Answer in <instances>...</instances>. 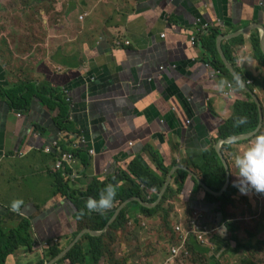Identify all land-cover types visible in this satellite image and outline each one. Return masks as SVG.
<instances>
[{
    "label": "crops",
    "instance_id": "0c3cea01",
    "mask_svg": "<svg viewBox=\"0 0 264 264\" xmlns=\"http://www.w3.org/2000/svg\"><path fill=\"white\" fill-rule=\"evenodd\" d=\"M38 3L37 12H3L4 17L19 22L10 31L0 28V89L31 82L58 91L66 103L69 127L79 136L59 133L55 119L61 108H48L30 95L27 110L14 111L0 91V221L15 225L25 220L31 241L29 247L19 245L6 255L3 264H33L43 259L48 246L60 248L50 260L57 262L77 241L86 251L89 242L83 235L100 236L114 219L102 230L93 231L91 222L75 217L67 191L82 192L95 182L101 186V181L125 170L132 160L162 177L163 185L153 204L133 197L117 205L123 204L121 210L132 202L128 208L136 219H130L131 225L148 223L152 235L157 221L160 240L162 230L167 231L164 220L174 218L171 212L177 206L185 208L177 212L173 224H166L173 225V236H183L179 225L197 213L212 226L235 222L229 218L227 202L205 197L207 191L219 196L224 185L219 191L211 190L199 167L205 164L204 156L216 153L225 162L229 181L234 154L264 130V0ZM211 30L212 44L206 40ZM191 36L196 37L195 46L189 43ZM241 56L247 57L246 63L237 62ZM215 59L220 64L213 67L220 74L212 69ZM159 68L164 70L159 72ZM233 73L244 79L245 87L234 91L226 85L217 93L216 83L221 79L231 82ZM248 94L262 116L260 128L242 134L245 138L239 144L229 145L227 139L219 138V130L237 118ZM53 142L58 143L57 148ZM77 149L81 150L72 152ZM61 153H72L73 159L55 169ZM180 177H184L181 193L165 200L174 202L171 207L164 203L165 215L161 210L148 216L141 213L140 206L159 203L167 187L174 189ZM66 182L68 190L60 191ZM254 194L248 205L256 206L258 193ZM246 196L251 198L248 194L241 200L246 201ZM15 199L24 202L19 213L10 211ZM129 229L124 226L113 232L114 240L105 249L101 264H145L150 255H144L140 246L150 236L143 226L133 234ZM131 247H137L140 255L130 253ZM86 256L85 264H92L91 253ZM140 256L143 259H136Z\"/></svg>",
    "mask_w": 264,
    "mask_h": 264
},
{
    "label": "trees",
    "instance_id": "16d2710c",
    "mask_svg": "<svg viewBox=\"0 0 264 264\" xmlns=\"http://www.w3.org/2000/svg\"><path fill=\"white\" fill-rule=\"evenodd\" d=\"M30 3L28 1L24 2V7H27ZM5 12V11H3ZM214 38V31H210V35L206 38L209 43H213ZM211 65L213 66H219V62L215 59ZM211 67V68H212ZM212 69L217 70L218 68L213 67ZM220 72V70H218ZM31 82H24V83H17L14 85H11L7 89H0V92L2 95H4L10 105V108H12L14 111L19 110H27L28 107V98L30 95H33L34 97L38 98L41 104H45L48 106V108H51L55 110L54 106H57L58 108L62 109V112L57 114V121L58 123V131L59 133L66 132H72V135H75L76 137L79 136V133L77 131L72 130L69 127V115L67 116L66 108L63 106H66L64 100L61 98L58 91L51 90L46 88V90L42 87H36L33 84H30ZM248 98L246 101H241L240 107L237 111V118L235 117L234 120L231 122H227L222 126V128L219 130L220 136L219 138H222L224 140L227 139L229 135L235 134L237 136H241L242 134L245 135L248 131L254 130L257 128L259 124V108L257 104L254 102V100L250 97V95H247ZM240 117H246L247 122L243 125H236L235 121ZM67 139H70V137H65ZM81 149L73 150L72 152L75 153ZM205 153H209L208 151H205ZM209 156H204V159H206L204 166L199 167L200 173L204 176V182L210 187L211 190L219 191L221 187L226 183V168L224 164L222 163L220 157L216 153L210 154ZM84 166H86V163L84 162ZM165 170L167 168L162 167ZM177 174L186 175V172L183 170H177ZM62 180V177H60ZM121 180L122 184H118ZM59 181V180H58ZM57 181V182H58ZM67 181L64 180V182ZM184 182V177H180V179L176 182L175 188L167 187L166 192L162 195L160 202L157 203L154 206L148 207V206H140L141 213L143 215H150L153 212L161 210L164 215L168 211V209L164 206L165 200L168 198L170 199L171 196L176 193L177 195L181 193L182 184ZM60 183V182H58ZM100 183L101 186L97 185V182L89 184L85 190L82 192H72L69 193L67 190V182L65 184H61L59 189L60 191L64 192L67 191V198H70L71 204L74 208V215L75 217H78L82 219L83 221L89 223L91 222L92 225H89V227L93 231H99L102 230L103 227L109 222L111 216L113 215L115 209L117 208V205L123 202L126 199L129 198H140L144 203L147 205L153 204L156 201V195L159 193L161 186L163 185V178L162 177H156L153 173H151L149 170L141 166L136 160L130 161V163L127 165V168L124 170H120L118 173L115 172L113 175H109L106 177L103 181ZM111 184L113 185L116 195L114 198L113 207L111 209L105 210L103 212H96V211H89L85 204L89 198L96 199L98 198L99 193L101 190L105 187V185ZM216 184V185H215ZM144 187H141V186ZM215 185V186H214ZM59 187V188H60ZM145 188H153L157 193L152 195L150 198L147 199L145 195ZM172 188V189H171ZM230 191L232 193L237 192L238 190L233 187L232 185L229 186ZM69 193V195H68ZM175 194V195H176ZM212 193L206 192V198L209 199V197H212L213 201L221 200L223 203H228L230 201V196H224L220 194L219 196H212ZM210 200V199H209ZM132 203V202H131ZM129 203V204H131ZM129 204L124 206L119 213L116 215L114 220L111 222V224L107 227L106 231L103 232L100 236H91L90 234H84L83 239L87 240L89 242L88 248L86 251L83 252L82 250V242L77 241L68 251L64 254L63 257H61L57 262H53V264H57L59 261H64L67 264H85L87 260V256L89 253H91L92 257V264H101V261L103 260V256L105 254V249H109L112 240H114L113 232L115 230H119L121 228H124V226H127V224L131 225L133 222L130 220L136 219L135 214H131L129 210ZM166 205V203H165ZM141 214V215H142ZM226 220V219H225ZM236 223L233 221H226L223 226H226L229 231L225 232L224 227L222 225H215L214 228H218V232L220 233H213L211 236L210 242L208 246L205 244H202L200 240L197 239V237L190 232L186 242H185V249H180L178 255H176L174 258H177L178 256L185 255V250L187 253H193L194 251L191 250V247L193 246L194 250L197 252H201L203 250L207 253H212L213 255H216L217 251L221 248H230V242H235L237 240V237L234 234L233 231V224ZM221 224V222L219 223ZM28 223L25 220H22L20 222H17L15 225L5 224L0 221V264H3L4 257L8 254H11L14 252V250L19 245H25L26 247L30 246V238L29 234L27 232ZM259 231V226H258ZM134 232V231H133ZM132 232V234H133ZM230 239V242L229 240ZM181 240V237L178 236L177 241L173 240L172 244L178 245V241ZM264 242V239H258L256 237L254 241L253 247L256 246L257 243ZM230 243V244H229ZM252 247V245H251ZM201 250H200V249ZM215 248V250H213ZM238 248V247H236ZM60 248L57 246H48L47 250L43 253V259L38 260L37 262L33 264H44L45 262H48L50 260H53L59 253ZM195 253V252H194ZM193 253V254H194ZM30 264V263H29ZM242 264H254L248 259H243Z\"/></svg>",
    "mask_w": 264,
    "mask_h": 264
},
{
    "label": "rangeland",
    "instance_id": "374dc122",
    "mask_svg": "<svg viewBox=\"0 0 264 264\" xmlns=\"http://www.w3.org/2000/svg\"><path fill=\"white\" fill-rule=\"evenodd\" d=\"M28 1L30 4L27 5V7H24V2ZM39 0H0V12L2 13L0 18V28L7 29L10 31L12 28L16 27L17 25L15 23L19 22L16 18H7L4 17L3 11L5 13L7 11H11L12 13L18 12L19 10H27L31 9L33 12H37L39 10ZM10 17V16H9ZM15 32V31H13ZM8 32L7 37L10 36ZM35 37V36H34ZM10 38V37H9ZM36 38V37H35ZM235 156V154H234ZM233 156V158H234ZM233 162V161H232ZM233 174H235V168L233 169ZM234 177L231 175V179L227 181L222 188V195L227 196L231 194L230 201H228V204L230 206V216L229 218H233L232 220L236 221V224L233 226V231L235 236L237 237V240L235 242H230V248H221L217 251L216 255H213L212 253H207L201 250V252H197L194 250L193 246L191 247V250H193L194 254L191 253H185V255L178 256L177 258H173V256H170V247L172 246L173 240L177 241L178 235L175 233L174 236L172 235L171 227L173 225L167 226L166 224L170 222V224H173L177 219V212H180L182 209L175 207L176 212L173 210L171 213H174V218H169V222L164 220V226L167 229V231L161 230L160 228L158 233H161L162 237L160 240L159 235L156 234V222L152 226V235L150 234V225L148 223H145L144 225L139 224L140 226H143L145 228V232L148 233L150 236V240L148 242L144 241V244L140 246L142 252L144 255H150L149 259L145 258V264H242L243 259H248L254 264H264V242H259L256 244L255 247H253V243L258 237V239H264V194H257V201L256 206L255 205H248L247 201H251L253 196H256L253 192L249 193L251 198L246 196L243 201L241 200V197L245 195H240V193L230 191L229 186L232 185ZM152 196V195H151ZM243 199V198H242ZM132 204V203H131ZM174 204V202L166 203L169 207H171ZM176 205V204H175ZM238 209H243V212L237 213ZM225 218V217H224ZM139 225H129V230L137 231L139 230ZM191 225V218L187 219L186 221L182 222L180 226V229L184 231L188 226ZM213 231L210 232V235L212 236L213 233H219L218 228H214L212 225H209ZM259 226V231H258ZM227 227L224 226V231H229L226 229ZM132 231V232H133ZM209 233V230H208ZM207 233V234H208ZM205 234V235H207ZM220 234V233H219ZM252 245V247H251ZM238 247V248H236ZM169 249V251H168ZM215 250V248H213ZM136 252V256L140 255V251H138L137 247H131L129 249L130 253ZM148 252V254H147ZM154 253V256L152 254ZM177 254V253H176ZM136 259H143L141 256Z\"/></svg>",
    "mask_w": 264,
    "mask_h": 264
},
{
    "label": "clouds",
    "instance_id": "9594fccd",
    "mask_svg": "<svg viewBox=\"0 0 264 264\" xmlns=\"http://www.w3.org/2000/svg\"><path fill=\"white\" fill-rule=\"evenodd\" d=\"M238 63H246L247 57L238 58ZM239 91L245 87V81L238 74L233 73L231 82L221 79L216 83L215 91L222 93L225 86ZM246 117H240L235 121L236 125L246 124ZM226 142L229 145L240 143V137L232 134L227 137ZM233 167L235 174L232 186L235 187L241 195H248L249 192L264 194V130L257 132L252 136L242 151H238L233 158ZM116 191L113 185L108 184L101 190L98 198H89L85 207L91 212H103L113 207ZM23 201L15 199L10 203V211L19 213Z\"/></svg>",
    "mask_w": 264,
    "mask_h": 264
},
{
    "label": "built area",
    "instance_id": "2783aa9c",
    "mask_svg": "<svg viewBox=\"0 0 264 264\" xmlns=\"http://www.w3.org/2000/svg\"><path fill=\"white\" fill-rule=\"evenodd\" d=\"M79 20H81V17H79ZM189 43L191 46H195L196 45V37L195 36H191L189 39ZM124 45H128V42H125ZM206 67L208 66V63H205ZM171 69H174V66H170ZM164 68H159V72L163 71ZM215 74H220V72L218 70H215ZM68 101V100H66ZM81 143H84V140L81 139L80 141ZM53 147H58V143L57 142H53L52 143ZM76 146L74 145V149ZM47 150V149H46ZM89 153H92V150L89 151ZM72 153H61L60 157L55 161L54 163V167L55 169H60L62 167H64L65 165H67V161L72 160L73 158ZM141 187H144L143 185ZM156 191L153 188H145V195L148 198L151 197L152 194H155ZM191 218V225L188 226V228H186L183 232L184 235L181 236V240L178 241V245L175 246V244H172V246L170 247V256H173V258L178 255L180 249H185V242H186V235H189L190 232H192L198 240H200V242L202 244H205L206 246H208L210 239H211V235L210 232L213 231L212 228L208 225L205 224L203 222V215L202 214H198L190 217ZM188 218V219H190ZM179 228L176 227L175 231H177ZM209 230V233H208ZM208 233V234H207ZM207 234V235H205ZM185 252L187 253V251L185 250ZM177 253V254H176Z\"/></svg>",
    "mask_w": 264,
    "mask_h": 264
},
{
    "label": "water",
    "instance_id": "95a60500",
    "mask_svg": "<svg viewBox=\"0 0 264 264\" xmlns=\"http://www.w3.org/2000/svg\"><path fill=\"white\" fill-rule=\"evenodd\" d=\"M259 117H260V124H261V121H262V116H261V114H259ZM260 124H259V126L257 127L256 130H258V129L260 128ZM244 138H245L244 136H240V140H241V139H244ZM224 164H225V162H224ZM169 178H170V177H169ZM226 182H227V181H226ZM167 183H168V181H166L165 186L167 185ZM163 190H164V189H163ZM163 190H161L160 195L162 194ZM128 200H129V199H128ZM128 200H127V201H124L123 203L125 204V202H128ZM122 205H123V204H122ZM122 205H121V206H122ZM121 206H120L119 208H116V209H115V211H114L113 215L111 216L109 222H111V221L116 217V215L118 214V212H119ZM109 222H108V223H109ZM60 256H61V254L57 257V259H58ZM55 260H56V259H55ZM55 260H54V261H55ZM54 261H50V262L47 263V264H52Z\"/></svg>",
    "mask_w": 264,
    "mask_h": 264
}]
</instances>
